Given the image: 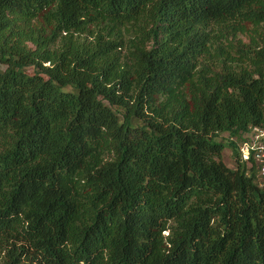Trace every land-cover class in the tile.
Wrapping results in <instances>:
<instances>
[{"label":"trees","instance_id":"obj_1","mask_svg":"<svg viewBox=\"0 0 264 264\" xmlns=\"http://www.w3.org/2000/svg\"><path fill=\"white\" fill-rule=\"evenodd\" d=\"M0 66V264H264V0H0Z\"/></svg>","mask_w":264,"mask_h":264},{"label":"built area","instance_id":"obj_2","mask_svg":"<svg viewBox=\"0 0 264 264\" xmlns=\"http://www.w3.org/2000/svg\"><path fill=\"white\" fill-rule=\"evenodd\" d=\"M264 137V131L258 132L255 139L251 143H246L242 149V157L244 160H249L252 152H256V158L264 163V142H259ZM262 174L264 175V165L262 168Z\"/></svg>","mask_w":264,"mask_h":264},{"label":"rangeland","instance_id":"obj_3","mask_svg":"<svg viewBox=\"0 0 264 264\" xmlns=\"http://www.w3.org/2000/svg\"><path fill=\"white\" fill-rule=\"evenodd\" d=\"M238 39L241 40L243 44H249L250 43V40H249V38L247 36L240 35L238 37ZM29 70L32 71L31 68ZM227 138H228V135H223L219 139L223 141V140H226ZM223 160L226 163V165L229 166L230 168H234L235 167V155L233 154V151L231 149H228L224 153Z\"/></svg>","mask_w":264,"mask_h":264}]
</instances>
